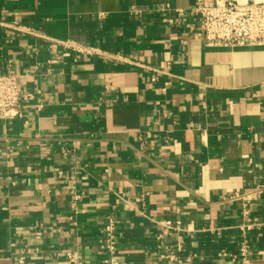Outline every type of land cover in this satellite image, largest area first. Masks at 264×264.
Returning <instances> with one entry per match:
<instances>
[{
  "label": "crops",
  "instance_id": "1",
  "mask_svg": "<svg viewBox=\"0 0 264 264\" xmlns=\"http://www.w3.org/2000/svg\"><path fill=\"white\" fill-rule=\"evenodd\" d=\"M197 4L0 0L26 92L0 120V264H264V46H207Z\"/></svg>",
  "mask_w": 264,
  "mask_h": 264
},
{
  "label": "built area",
  "instance_id": "2",
  "mask_svg": "<svg viewBox=\"0 0 264 264\" xmlns=\"http://www.w3.org/2000/svg\"><path fill=\"white\" fill-rule=\"evenodd\" d=\"M190 14L207 46H264V0H198ZM24 96L26 92L20 88L19 76L13 69L0 75V120L22 118ZM262 191L258 190L259 193ZM105 221L102 250L111 256L113 263L118 247L117 221L112 214H108ZM239 251L241 264H251L247 259L246 243ZM66 256L69 264H85L78 252H69ZM17 264L29 263L21 257Z\"/></svg>",
  "mask_w": 264,
  "mask_h": 264
}]
</instances>
